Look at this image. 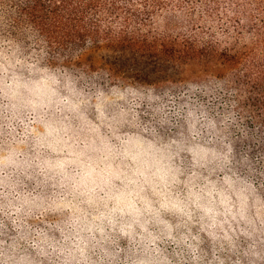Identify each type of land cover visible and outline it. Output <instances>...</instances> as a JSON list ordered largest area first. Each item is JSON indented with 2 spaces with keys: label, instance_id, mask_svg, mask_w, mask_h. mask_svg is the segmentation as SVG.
Instances as JSON below:
<instances>
[{
  "label": "clouds",
  "instance_id": "obj_1",
  "mask_svg": "<svg viewBox=\"0 0 264 264\" xmlns=\"http://www.w3.org/2000/svg\"><path fill=\"white\" fill-rule=\"evenodd\" d=\"M16 7L0 3V264H264V122L232 75L124 80L54 52ZM193 7L127 31L227 50L233 11Z\"/></svg>",
  "mask_w": 264,
  "mask_h": 264
},
{
  "label": "trees",
  "instance_id": "obj_2",
  "mask_svg": "<svg viewBox=\"0 0 264 264\" xmlns=\"http://www.w3.org/2000/svg\"><path fill=\"white\" fill-rule=\"evenodd\" d=\"M3 0H0L2 3ZM20 19L33 24L47 40L50 49L75 51L90 69L105 68L124 80L160 87L175 84L178 78L168 75V64L180 68L183 80H198L207 75L231 74L246 98L243 105L264 122V0H12ZM131 4V7L127 5ZM175 4L187 5L194 15L195 4H203L208 18L219 19L222 5L234 15L228 18L236 35L227 50L210 42L172 35L129 34L135 23H151L158 9ZM139 5L140 7H137ZM151 6L152 11H149ZM143 8V9H141ZM227 15V12H225ZM247 18L241 24L240 17ZM125 25L116 31L113 25ZM200 16L191 21L192 31L203 22ZM171 27V25H170ZM174 30V29H173ZM203 33V29H199ZM248 37L245 41V37ZM230 50V51H229ZM231 52V54H230ZM100 60L102 62H100ZM242 73V75H241ZM182 82V81H180Z\"/></svg>",
  "mask_w": 264,
  "mask_h": 264
},
{
  "label": "rangeland",
  "instance_id": "obj_3",
  "mask_svg": "<svg viewBox=\"0 0 264 264\" xmlns=\"http://www.w3.org/2000/svg\"><path fill=\"white\" fill-rule=\"evenodd\" d=\"M79 61L82 63V64H84L86 61L88 62V63H90V61H88V60H86V58H84V57H79ZM100 62H102L101 60H100Z\"/></svg>",
  "mask_w": 264,
  "mask_h": 264
}]
</instances>
